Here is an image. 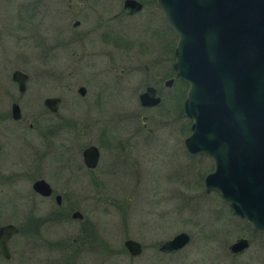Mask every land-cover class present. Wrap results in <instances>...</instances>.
<instances>
[{
    "label": "rangeland",
    "instance_id": "obj_1",
    "mask_svg": "<svg viewBox=\"0 0 264 264\" xmlns=\"http://www.w3.org/2000/svg\"><path fill=\"white\" fill-rule=\"evenodd\" d=\"M45 15L48 18L46 24L28 27L25 47L24 63L31 78L27 91L21 96V112L34 128H28L27 122L22 131L19 129L21 125L11 119L0 125L9 135L6 136L5 158L0 155V226L11 223L19 227V234L8 242L10 258L0 256V264H264V233L253 231L247 222L232 213L216 191H205L204 178L213 169L212 160L203 154H189L184 148L183 140L189 135L191 124L183 111L185 88L181 95L178 87L162 89L163 105L146 112L154 117L156 125L152 138L135 143L121 158L103 154L102 167L98 171H108L102 172L105 175L98 181L101 183L94 186L86 184V187V181L80 175L73 179L65 165L73 157L72 153L62 148L69 131L67 134L62 131L63 128L57 134L53 132L44 136V131L39 133L36 128L39 125L44 130L46 125H53L69 115L81 123L90 117L89 111L82 108L93 96L88 95L85 100L75 98L66 89L74 81L69 76L57 80L40 78L36 43L41 33L52 35V14L48 12ZM58 16L62 17V13ZM150 16L149 10L146 18ZM133 22H141V16L128 23ZM138 28L139 37L147 39L149 34L146 30ZM142 39L139 38L140 41ZM170 40L174 58L177 37L172 30ZM6 46L7 54L0 58V75L4 77L8 69L4 70L7 61L19 62L18 58L12 57L17 47L12 44ZM107 49L110 51L107 59H110L104 66V75L109 78L120 51L112 44ZM6 57L9 60L2 63L1 60ZM121 57L129 59L128 55ZM65 59L63 57L56 62L66 68ZM98 60L96 57L95 67H85L80 72L100 69L101 62ZM82 76L84 73H79L77 78ZM4 79H0V92L8 87ZM41 79L47 83L40 87ZM135 79L138 94L143 91L144 84L153 82L142 72ZM130 80L132 78L124 73L116 78V87L106 89L103 100L107 104L108 124L122 120L124 127L125 112L130 109L139 108L141 114L136 93L128 83ZM94 87L95 84L91 86V91ZM53 95L62 99L58 116L47 112L42 104L43 98ZM9 108L8 103L0 105V116ZM164 108L170 113L165 118L170 119L166 126L161 118L157 120V113L160 114ZM139 123L141 125V119ZM77 132L81 133L82 127L74 131ZM112 132L122 133L123 128H113ZM53 136L55 140H52ZM81 142L86 143L85 138H81ZM38 178L45 179L58 193H65L68 199L57 207L53 198L37 195L32 183ZM74 210L80 211L83 218L74 219ZM178 232L190 234L191 241L186 247L171 253L158 250L162 242ZM128 238L142 244L143 251L139 256H130L123 246ZM238 238L248 239L249 247L235 255L229 251V245Z\"/></svg>",
    "mask_w": 264,
    "mask_h": 264
},
{
    "label": "water",
    "instance_id": "obj_2",
    "mask_svg": "<svg viewBox=\"0 0 264 264\" xmlns=\"http://www.w3.org/2000/svg\"><path fill=\"white\" fill-rule=\"evenodd\" d=\"M155 1L177 37L173 68L188 85L183 111L191 124L184 148L212 160L205 191H216L253 231L264 233V0ZM124 7L138 10L141 5L126 0ZM12 79L20 91L25 89V74L15 71ZM159 100L153 88L140 95L144 106ZM58 102L44 100L52 112ZM12 116L20 118L17 106ZM83 155L86 165L94 167L97 149L89 147ZM32 189L42 196L52 193L44 179L35 180ZM56 199L59 202L60 196ZM72 217L83 215L75 210ZM18 232L14 224L0 226V255L5 259L10 258L8 241ZM190 241L189 233L178 232L162 242L159 251L177 252ZM123 246L133 257L143 251L142 244L130 238ZM248 247V239L238 238L229 251L238 255Z\"/></svg>",
    "mask_w": 264,
    "mask_h": 264
},
{
    "label": "flooded vegetation",
    "instance_id": "obj_3",
    "mask_svg": "<svg viewBox=\"0 0 264 264\" xmlns=\"http://www.w3.org/2000/svg\"><path fill=\"white\" fill-rule=\"evenodd\" d=\"M66 1L67 4L65 6L64 3ZM125 1L126 0H0V58L2 59L7 54L6 45L12 44L17 47V52L12 54V57L14 59L18 58L19 61L10 63L7 57L1 60L2 63H5V60L9 61H7V65H4V70L8 68L6 72H4L5 77L2 74L0 75V79L6 78L4 82L7 83L8 86L0 92V100H3V103L0 105L8 103L10 108L5 114L0 116V125L2 122L11 119L14 121L13 123L20 124L21 127L19 129L24 131L26 123L29 122L27 119L25 120L22 115L20 102L21 96L28 89L27 85L31 78L28 72L29 70L25 67L24 63L26 62L25 47L28 40L27 29L32 25L41 27L44 22L46 24L48 18L45 14L51 12L52 32H50L52 35L49 36L50 34H46L45 36L41 33L42 35H39L40 38H38L36 43V47H38L37 58L39 61V76L40 78H53V80H57L59 77L69 76L73 78L74 81L72 84L70 83L71 85L68 84L66 89L71 91L75 98L85 100L88 95H92L93 97L90 96L91 98H89V101L82 108V110L89 111L88 115H90V117L83 119L81 123L78 121L76 122L72 117L73 115H69V117L58 119L53 125H46L44 130L41 129L39 125H37L36 129H38L39 133H41L40 130L44 131V136L47 133L53 132L57 134L59 130L63 128L62 131L65 130L67 134L69 131L67 142L66 144H62L64 146H62V148H66L71 152L73 157L68 159L65 165L73 179H75L76 176L78 177V175H80L83 181L85 179V186L86 184L93 186L98 185L101 183H98V181L102 180V176L108 171V169L102 170V172L104 171L105 173L99 172L100 170L98 171L102 159L104 158V153L121 158L126 155L135 143L140 141L144 142L153 137L156 130L154 117L146 112L155 108H160L163 105L165 100L163 90L165 88L170 90L173 87H178L180 95L183 93L184 88L185 94L187 91L186 84L178 78L173 68L174 58L171 55L170 46L171 29L156 1L135 0L141 5L138 10H133L132 8L126 9L124 7ZM149 10L151 16L146 18V16L149 15ZM59 13H62V17L58 16ZM138 16H141V22L128 23ZM138 27H141V30H146L147 34H149L147 39H145V37L144 39L139 37L140 33ZM139 38L142 40L140 41ZM111 44L118 47L120 53L117 58L115 57L114 63H116V67H113L114 71L112 72V77L109 75L108 78L107 75H104L106 72L104 66L106 61L110 59H107L110 55L107 46ZM86 55L88 57L84 61ZM124 55H128L129 59L123 60L121 56ZM63 57L66 58L65 60L67 63L66 68L63 67L64 69L62 68L63 65L61 66L62 63L58 65L56 62L63 59ZM96 57L100 59L98 60L101 62L100 69L80 72L85 67H95L94 61ZM172 58L173 62H171ZM111 61H113V59ZM81 62L82 64H80ZM92 62L93 64H91ZM140 68H143L144 71ZM15 71H19L26 75L25 89L23 91H20L18 83L12 79V75ZM141 72L144 73L145 78L151 77L153 82L144 84L143 91L138 94V83L134 78H137ZM79 73H84V76L80 79L77 78ZM124 73L132 78L128 83L131 88L134 89V93H136L138 99L137 103L139 102L142 112L139 114V108L130 109L128 112H125V126L123 127L122 120H118V123L109 122L108 124V111H105L107 104L103 100V97H105L107 88L112 89L114 86L116 87V85H114L116 78H120ZM46 83V80L41 79L40 87ZM93 84H95L96 87L91 91V86ZM81 88H83V91H80ZM147 88L154 89V98L160 99L158 103L150 106L142 105L140 102V95L144 93ZM47 98L59 99L57 108L54 112L50 111L45 106L44 100ZM42 104L47 112H50L54 116H58L62 105V99L60 96H46L43 98ZM13 106H17L20 110L19 119H14L12 116ZM121 107L122 103L119 108ZM102 108H104V110ZM75 110L78 109L75 108ZM163 110L164 111L160 114L157 113V120L161 118L162 124L166 126L168 124L167 121H170V119L165 118H168L170 113L167 108ZM91 116L93 117L92 119ZM140 119L141 125L139 123ZM27 126L30 129L34 128L31 122H29ZM79 127H82V132L74 133L75 130H79ZM113 128L117 130L118 128H123V132L114 133L112 132ZM90 132H92V134H90ZM7 135L5 128L0 127L1 158H5L4 152L7 146ZM81 138H85L86 143L81 142ZM52 140H55L54 136ZM48 141L50 142V140ZM44 145L47 148L45 142ZM19 146H21V144H19ZM89 147H95L98 151V158L94 167H88L84 160L83 153ZM74 157L76 158L74 159ZM108 168H110V166H108ZM49 185L52 189V193L49 196H42L34 192L46 199L53 198L57 207H60L63 201L68 198L65 193H58L50 183ZM57 195L60 196L59 202H57L56 199ZM17 234H19V232Z\"/></svg>",
    "mask_w": 264,
    "mask_h": 264
},
{
    "label": "trees",
    "instance_id": "obj_4",
    "mask_svg": "<svg viewBox=\"0 0 264 264\" xmlns=\"http://www.w3.org/2000/svg\"><path fill=\"white\" fill-rule=\"evenodd\" d=\"M189 128V126H187V129ZM232 212V211H231ZM233 213V212H232ZM56 216V215H55ZM59 216V215H58ZM37 221H39V219H37ZM40 222L42 223V220L40 219ZM22 231V230H21Z\"/></svg>",
    "mask_w": 264,
    "mask_h": 264
}]
</instances>
